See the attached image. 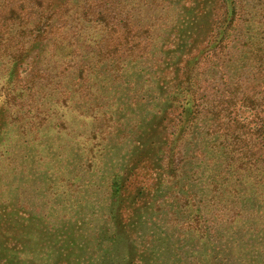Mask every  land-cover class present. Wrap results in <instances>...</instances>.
Instances as JSON below:
<instances>
[{"label":"rangeland","instance_id":"rangeland-1","mask_svg":"<svg viewBox=\"0 0 264 264\" xmlns=\"http://www.w3.org/2000/svg\"><path fill=\"white\" fill-rule=\"evenodd\" d=\"M106 1L107 8L120 1L122 14L132 15L129 36L140 43V58L119 66L118 76L115 65L93 59V96L70 78L53 98L26 100L43 112L36 123L46 118L37 128L5 99L9 84L0 82V264H174L180 251L185 263L194 256L197 264H264V203L216 198L230 188L219 176L221 159L187 127L177 148L169 147L182 154L176 171H167L163 158L179 120L165 92L178 82L180 58L202 49L222 0ZM233 1L249 8L260 0ZM33 62L21 67L22 79ZM62 92L66 102L55 104ZM198 208L203 214L193 225ZM190 226L198 235L187 233Z\"/></svg>","mask_w":264,"mask_h":264},{"label":"trees","instance_id":"trees-1","mask_svg":"<svg viewBox=\"0 0 264 264\" xmlns=\"http://www.w3.org/2000/svg\"><path fill=\"white\" fill-rule=\"evenodd\" d=\"M70 1L10 0L0 6V61L3 68L0 82L9 84L5 99L10 97L14 106L28 115V124L37 128L46 121L45 116L41 122L34 120L43 112L38 106L23 105V102H35L33 97L37 95H42L41 100L53 98L57 86L68 83L70 78L77 79L82 87L89 85L86 89L93 96L92 88L99 79L92 81L93 59L115 65L111 72L118 76L119 66L130 58L132 61L140 58V54H135L140 43L134 36H129L132 15L124 14L125 10L122 14L120 1L111 4L110 8H107L109 2L103 0L95 7L89 4L77 6ZM230 1L222 0V5L216 8L217 15L205 26L202 49L180 58L184 68L178 72V82L165 92L163 101L179 120L173 126L176 129L173 141L165 144L163 158L167 171H176L173 163L182 154L173 155V149L169 150V147L177 148L180 132L187 127L193 140L213 150L221 159L219 176L226 178L224 182H230V188L216 198L225 196L227 202L239 205L242 197L252 196L257 204H263L264 0L249 8L242 2ZM115 5L119 7L115 8ZM85 21L90 26H85ZM96 31L100 32L99 38H94ZM236 51L239 53L235 54ZM31 57L36 62H33L28 77L22 79L21 67ZM23 81L24 86L21 85ZM54 82V90L48 93ZM35 88L40 91H34ZM57 97L60 98L53 100L58 105L68 98H63V92ZM244 110L249 114L245 118L242 116L245 112H241ZM192 155L190 159H194ZM192 176L194 179L195 172ZM196 213L191 218L193 225H196L194 218H200L203 210L198 208ZM260 221L264 231V210ZM189 229L187 233L191 235H198L200 231L194 226ZM242 242L243 239L239 240V244ZM179 254L182 252L171 257L174 264H197L194 256L185 263L184 253L180 262L177 260Z\"/></svg>","mask_w":264,"mask_h":264}]
</instances>
